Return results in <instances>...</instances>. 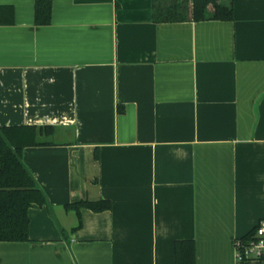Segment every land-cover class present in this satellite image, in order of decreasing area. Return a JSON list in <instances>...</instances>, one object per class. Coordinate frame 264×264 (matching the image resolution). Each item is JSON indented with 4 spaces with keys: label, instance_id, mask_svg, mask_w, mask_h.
I'll return each instance as SVG.
<instances>
[{
    "label": "crops",
    "instance_id": "obj_1",
    "mask_svg": "<svg viewBox=\"0 0 264 264\" xmlns=\"http://www.w3.org/2000/svg\"><path fill=\"white\" fill-rule=\"evenodd\" d=\"M229 3L230 0H221ZM156 23L154 0H0V126L51 125L23 161L48 197L0 264H235L264 218V0ZM110 200L104 211L65 206ZM244 264H264L248 260Z\"/></svg>",
    "mask_w": 264,
    "mask_h": 264
},
{
    "label": "trees",
    "instance_id": "obj_2",
    "mask_svg": "<svg viewBox=\"0 0 264 264\" xmlns=\"http://www.w3.org/2000/svg\"><path fill=\"white\" fill-rule=\"evenodd\" d=\"M52 0H35V22L47 25L51 22ZM153 19L156 23L202 21L209 19H233V3L221 0H154ZM14 10L0 6V24L12 23ZM51 125L0 126V242L30 240L29 210L34 205L48 204V197L23 161V150L28 146L48 145L55 133ZM47 138V139H45ZM112 206L110 200H81L66 205L78 215L82 226L81 209L104 211ZM256 226L239 238L243 245L254 239ZM264 261V259H263ZM175 264H196V243L191 239L175 241Z\"/></svg>",
    "mask_w": 264,
    "mask_h": 264
},
{
    "label": "built area",
    "instance_id": "obj_3",
    "mask_svg": "<svg viewBox=\"0 0 264 264\" xmlns=\"http://www.w3.org/2000/svg\"><path fill=\"white\" fill-rule=\"evenodd\" d=\"M236 263L244 264L248 260L264 259V218L256 225V233L254 239L248 245H243L242 242L236 240Z\"/></svg>",
    "mask_w": 264,
    "mask_h": 264
}]
</instances>
